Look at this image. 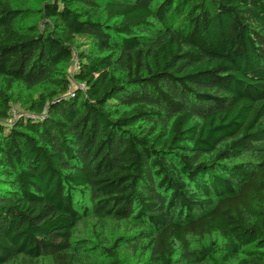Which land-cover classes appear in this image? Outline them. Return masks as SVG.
Segmentation results:
<instances>
[{
	"label": "trees",
	"instance_id": "16d2710c",
	"mask_svg": "<svg viewBox=\"0 0 264 264\" xmlns=\"http://www.w3.org/2000/svg\"><path fill=\"white\" fill-rule=\"evenodd\" d=\"M30 3L0 0V264H88L89 218L122 232L92 264H264V0Z\"/></svg>",
	"mask_w": 264,
	"mask_h": 264
},
{
	"label": "rangeland",
	"instance_id": "374dc122",
	"mask_svg": "<svg viewBox=\"0 0 264 264\" xmlns=\"http://www.w3.org/2000/svg\"><path fill=\"white\" fill-rule=\"evenodd\" d=\"M35 0H31L30 3V9H34L35 7ZM74 64L72 63L70 67L68 68L69 71L74 70ZM80 88H82L80 86ZM20 113H24L22 107L15 106L13 109V115L16 116L20 115ZM25 114V113H24ZM32 116V115H31ZM75 201L77 204H83L85 206H89L88 198L85 195L82 194H76ZM76 239L80 240L83 239L87 241L86 251L84 255L86 256L85 259H88L87 263L92 264L96 262H102L106 259V254L103 252L102 248H96L95 245H98L99 247H109L111 243L119 236L122 235V232L117 229L113 222H109L108 225H106L104 228L102 226H99L96 224L94 218H89L87 221L83 223H79L76 229L75 233ZM192 245H196L197 242L190 240ZM121 246V245H119ZM132 251H129V254L131 255ZM133 257V254L130 256ZM138 261L140 264L146 263L148 260V253H142L139 256V259H134L133 261ZM49 259H46L44 264H48Z\"/></svg>",
	"mask_w": 264,
	"mask_h": 264
},
{
	"label": "built area",
	"instance_id": "2783aa9c",
	"mask_svg": "<svg viewBox=\"0 0 264 264\" xmlns=\"http://www.w3.org/2000/svg\"><path fill=\"white\" fill-rule=\"evenodd\" d=\"M15 117H16V115L14 114V115H13V119H14Z\"/></svg>",
	"mask_w": 264,
	"mask_h": 264
}]
</instances>
